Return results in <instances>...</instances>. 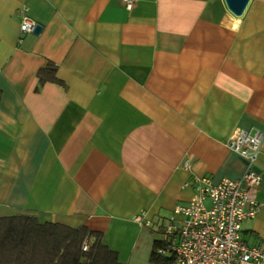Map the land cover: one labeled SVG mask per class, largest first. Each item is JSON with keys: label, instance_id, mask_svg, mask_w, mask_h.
Segmentation results:
<instances>
[{"label": "crops", "instance_id": "obj_1", "mask_svg": "<svg viewBox=\"0 0 264 264\" xmlns=\"http://www.w3.org/2000/svg\"><path fill=\"white\" fill-rule=\"evenodd\" d=\"M25 7L38 32L21 31ZM48 62L58 80L39 84ZM236 127L264 132V0L240 15L225 0H0V216L86 225L122 263L156 264L187 181L246 170ZM252 166L261 207L242 234L264 247V138Z\"/></svg>", "mask_w": 264, "mask_h": 264}, {"label": "built area", "instance_id": "obj_2", "mask_svg": "<svg viewBox=\"0 0 264 264\" xmlns=\"http://www.w3.org/2000/svg\"><path fill=\"white\" fill-rule=\"evenodd\" d=\"M134 0H124L130 8ZM25 7L21 11L22 32H35L37 25ZM264 138L260 129L236 127L228 145L247 158L239 177H222L217 182L207 175H193L187 183L194 192L187 202L174 205L164 226L163 244L158 252L172 257L173 264H264V247L249 243L242 234V223L253 218L261 203L256 187L261 179L253 169ZM184 165L189 166V161ZM142 214L136 216L142 219ZM92 240L86 237L82 248Z\"/></svg>", "mask_w": 264, "mask_h": 264}, {"label": "trees", "instance_id": "obj_3", "mask_svg": "<svg viewBox=\"0 0 264 264\" xmlns=\"http://www.w3.org/2000/svg\"><path fill=\"white\" fill-rule=\"evenodd\" d=\"M39 84L58 80L56 65L48 62L37 71ZM89 237V248H82ZM162 240L154 239L149 260L169 264L172 257L158 252ZM0 264H124L117 251L102 241L101 231L86 225L70 226L62 222L40 221L34 215L0 216Z\"/></svg>", "mask_w": 264, "mask_h": 264}, {"label": "water", "instance_id": "obj_4", "mask_svg": "<svg viewBox=\"0 0 264 264\" xmlns=\"http://www.w3.org/2000/svg\"><path fill=\"white\" fill-rule=\"evenodd\" d=\"M225 1L228 5V8L237 15H240L244 11L247 3L249 2V0H225ZM40 29H41V25L38 24L35 29V32H38Z\"/></svg>", "mask_w": 264, "mask_h": 264}]
</instances>
